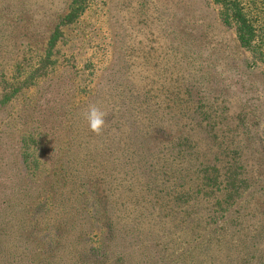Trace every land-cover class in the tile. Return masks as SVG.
<instances>
[{
	"label": "rangeland",
	"instance_id": "374dc122",
	"mask_svg": "<svg viewBox=\"0 0 264 264\" xmlns=\"http://www.w3.org/2000/svg\"><path fill=\"white\" fill-rule=\"evenodd\" d=\"M72 1L0 102V264H264V65L212 0H0V101Z\"/></svg>",
	"mask_w": 264,
	"mask_h": 264
},
{
	"label": "trees",
	"instance_id": "16d2710c",
	"mask_svg": "<svg viewBox=\"0 0 264 264\" xmlns=\"http://www.w3.org/2000/svg\"><path fill=\"white\" fill-rule=\"evenodd\" d=\"M219 7V17L222 22L233 29L238 45L249 52L250 58L264 65V0H212ZM69 4L66 13L56 24L53 32L47 39L44 51L38 57L31 51L22 60L19 67V61L16 63V75L18 77L14 85L12 82L8 85V92L3 94L1 103L8 100L11 94L16 91L20 84H30L37 77L36 70H42L49 64H52V56L58 37L60 35V24H70L78 17V7L75 1ZM83 2V1H82ZM33 68V69H32ZM22 70V71H21ZM23 79L20 81L21 74ZM1 79V77H0ZM6 86V85H5ZM202 179L209 180L206 173L200 176ZM187 257V256H186Z\"/></svg>",
	"mask_w": 264,
	"mask_h": 264
},
{
	"label": "clouds",
	"instance_id": "9594fccd",
	"mask_svg": "<svg viewBox=\"0 0 264 264\" xmlns=\"http://www.w3.org/2000/svg\"><path fill=\"white\" fill-rule=\"evenodd\" d=\"M84 118L88 123V127L91 132L95 135L100 136L106 125L107 113L102 111L96 105H90L86 111L83 113Z\"/></svg>",
	"mask_w": 264,
	"mask_h": 264
}]
</instances>
